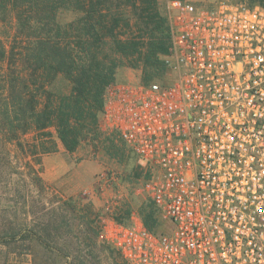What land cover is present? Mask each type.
Segmentation results:
<instances>
[{
    "label": "built area",
    "instance_id": "obj_1",
    "mask_svg": "<svg viewBox=\"0 0 264 264\" xmlns=\"http://www.w3.org/2000/svg\"><path fill=\"white\" fill-rule=\"evenodd\" d=\"M168 84H111L99 124L164 222L100 225L125 264H264V8L167 0Z\"/></svg>",
    "mask_w": 264,
    "mask_h": 264
},
{
    "label": "trees",
    "instance_id": "obj_2",
    "mask_svg": "<svg viewBox=\"0 0 264 264\" xmlns=\"http://www.w3.org/2000/svg\"><path fill=\"white\" fill-rule=\"evenodd\" d=\"M245 4L264 8V0ZM61 13L71 18L59 21ZM169 41L157 0H0V150L13 144L40 167L41 158L56 152L58 144L73 154L88 139L98 142L104 93L115 83L116 69L122 64L140 69L142 85L163 79ZM58 81L66 84V92L56 89ZM29 135L32 142L24 144ZM66 202L38 231L22 223L4 237L34 238L50 248L51 237L71 234L74 225L64 213L78 207L81 230L75 237L98 241L100 223L91 204ZM138 215L147 230L164 232L150 202ZM114 220L130 224L129 207L117 210Z\"/></svg>",
    "mask_w": 264,
    "mask_h": 264
},
{
    "label": "rangeland",
    "instance_id": "obj_3",
    "mask_svg": "<svg viewBox=\"0 0 264 264\" xmlns=\"http://www.w3.org/2000/svg\"><path fill=\"white\" fill-rule=\"evenodd\" d=\"M157 1L169 30L165 10L167 0ZM189 1L204 5L216 1L250 2ZM70 18L69 13H61L59 21L65 22ZM171 78L168 71L163 79L155 82L168 84ZM140 80V69L126 64L116 69L115 83ZM56 89L67 91L66 84L61 81L56 83ZM32 137L29 135L23 143H31ZM99 137L96 143L90 139L83 142L73 154H68L58 144L56 152L41 158L40 167L30 156L22 155L13 144H7L0 150V264H125L120 254L105 242L75 237L76 231L81 230L78 207L74 212L68 209L64 213L74 225L71 234L66 238L51 237L48 239L50 248H43L34 238L21 241L17 237L13 240H8L9 236L4 237L8 228H18L22 223L38 231L42 221L50 218L52 211L65 200L66 203L74 201L82 205L90 203L100 225L114 220L115 213L121 208L129 207L130 221L133 215L139 216V207L148 204L140 188L145 180V169L119 137L100 124ZM37 177L44 184L38 182Z\"/></svg>",
    "mask_w": 264,
    "mask_h": 264
},
{
    "label": "crops",
    "instance_id": "obj_4",
    "mask_svg": "<svg viewBox=\"0 0 264 264\" xmlns=\"http://www.w3.org/2000/svg\"><path fill=\"white\" fill-rule=\"evenodd\" d=\"M45 167H46V169L48 168V166L46 165V163H45ZM48 171V170H47ZM51 175L49 174V177H50Z\"/></svg>",
    "mask_w": 264,
    "mask_h": 264
}]
</instances>
